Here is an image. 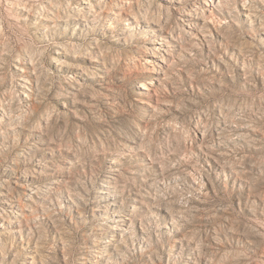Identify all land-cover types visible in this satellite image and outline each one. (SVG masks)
<instances>
[{
	"label": "rangeland",
	"instance_id": "374dc122",
	"mask_svg": "<svg viewBox=\"0 0 264 264\" xmlns=\"http://www.w3.org/2000/svg\"><path fill=\"white\" fill-rule=\"evenodd\" d=\"M0 264H264V0H0Z\"/></svg>",
	"mask_w": 264,
	"mask_h": 264
}]
</instances>
